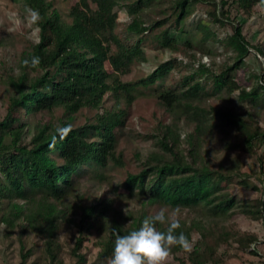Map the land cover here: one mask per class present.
<instances>
[{
	"label": "trees",
	"instance_id": "trees-1",
	"mask_svg": "<svg viewBox=\"0 0 264 264\" xmlns=\"http://www.w3.org/2000/svg\"><path fill=\"white\" fill-rule=\"evenodd\" d=\"M21 1L26 7L38 9L41 19L35 24L39 29L38 42L21 55V73L16 77L10 76L6 82L13 89V94L0 120V224L8 234L16 229L19 231V264H27L32 253L31 247L26 249L30 236L41 240L44 264H66V256L70 258V264H87V254L83 248L85 242L92 238L98 248L95 264H109L113 228L124 234L138 227L141 220L149 215L144 210L123 215L122 210L115 209L113 202L91 205L72 202L73 205L69 206L65 200L73 195L83 166L101 168L107 166L109 161L121 164V159L116 157V144L127 113L119 107L106 109L96 114L94 122L89 125L73 127L72 123L82 109L102 108L108 92L118 101L123 98L129 101L138 85L148 87L162 82L173 70L174 64L171 61L164 62L138 83H123L120 80L119 74L127 73L135 61L146 60L140 46L125 45L115 33L118 19L116 9L120 6V0H80L69 12L70 22L65 21L52 3L46 0ZM198 1L174 2L177 26L188 18ZM262 1L211 0L212 9L207 11L206 17L213 25L225 26L231 22L230 12L226 9L228 6H235L237 12L251 15L253 7ZM145 5L146 0H137L130 5L128 12L134 15ZM232 24L233 33L227 36L224 44L234 54V63L226 65L220 72L199 63L192 73L184 77L183 89L160 95L163 105L173 109L178 100L184 98L187 101L184 103L185 108L191 109L200 91L205 90L200 79L206 76L213 79L216 91L229 86L230 91L241 90L240 100L257 102L260 93L256 89L247 92L241 87L240 80L232 76L234 71L244 65L251 48L242 26ZM196 29L203 33V42H218L216 32L205 23L199 21ZM128 30L143 34L149 28L141 21L134 20ZM183 35L182 28L169 29L159 38L164 46L175 50V45L183 40ZM110 43L115 44V53L111 52ZM258 50L264 54L262 49ZM33 56L39 58L36 65L31 64ZM25 60L29 62L25 63ZM107 63L112 66V72L107 69ZM29 72L37 75L28 78ZM59 109L67 121L59 118L57 123H36L31 126V117L45 112L51 114ZM197 111L200 114L193 115L196 120L195 131L187 138L191 146V150H187L190 160L175 149L176 145L163 142V148L170 156L153 158L154 163H145L146 168L140 173L128 176L124 189L134 199L150 204L171 209L200 207L213 217L231 216L239 212L264 223V180H261L263 186L260 187L243 178L247 175L241 173L240 168L234 172L236 170L233 168L199 166L192 156L193 150L197 151L196 148L200 147L206 115L213 114L220 121L221 128L229 126L238 132L239 143L234 147L238 145V148L258 155L262 164L264 127L251 125L230 109L213 107L209 111ZM65 124L70 125L69 132L63 139L57 136L54 141L57 127ZM25 135L30 139L28 143L24 142ZM227 146L233 147L228 141ZM236 179L244 188L258 191L261 196L238 201L233 194L222 189L224 181L231 183ZM75 197L80 198V195L75 194ZM180 224L181 229L177 231H184L191 242L195 230L200 235V241L187 252L191 264H217L215 243L208 242L206 233L200 232V222L189 226ZM157 227L163 230L165 226ZM235 234L218 232L215 237H218V242L232 237L241 247H249L258 239L250 233ZM179 252L184 250L178 246L172 248L171 253Z\"/></svg>",
	"mask_w": 264,
	"mask_h": 264
},
{
	"label": "rangeland",
	"instance_id": "rangeland-1",
	"mask_svg": "<svg viewBox=\"0 0 264 264\" xmlns=\"http://www.w3.org/2000/svg\"><path fill=\"white\" fill-rule=\"evenodd\" d=\"M46 1L52 3L53 8L65 21L70 22L69 12L80 0ZM136 1L120 0V6L116 9L118 19L115 33L125 45L140 46L146 60L135 61L127 73L119 74L120 80L123 83H138L167 61L173 62V70L162 82L159 81L148 87L138 85L129 101L125 98L118 101L111 92H108L102 108H84L75 115L73 127L93 123L95 115L106 109L119 107L127 113L116 144V157L121 159V164L109 161L107 166L101 168L91 169L83 166L80 170L81 176L75 183V191L73 195L66 198L65 202L69 206L73 205L72 202H79L81 205L113 202L115 209L122 210L123 215L129 212L137 214L141 210L152 215L161 208H164L166 213L174 211L180 223L189 226L200 222V232L206 233L208 242L215 243L217 264H264V223L262 221L253 220L239 212L231 216L213 217L208 216V212L200 207L171 209L159 204L138 201L124 189L128 176L140 173L146 168L145 163H154L153 158L170 156L163 148V142H168L172 146L176 145L175 149L189 158L187 150H191V146L187 138L195 131L196 120L193 115L200 114L197 110L209 111L213 107L230 109L241 115L251 125L264 127V54L258 50L259 48L264 51V0L253 7L251 15L237 12L235 6H228L226 9L230 12L231 22L226 23L225 26L213 25L209 17H206L207 11L212 9L209 3L211 0H199L194 5L193 12L178 26L175 24L176 13L173 8L176 0H146L145 7L131 15L128 12L129 7ZM25 8L21 0H0V120L5 115L8 99L13 94V89L6 82L10 76L16 77L21 73L22 53L39 40V29L27 18ZM134 20L141 21L149 30L143 34L131 33L128 27ZM199 21L216 32L218 42L202 41L203 33L196 29ZM159 23L162 24L157 27ZM232 23L242 26L243 34L251 47L241 70L234 71L235 74L233 73L232 76L240 80L241 87L247 92L256 89L261 95L260 98L255 103L251 99L242 101L239 98L241 90L233 92L229 90V86L216 91L213 79L206 76L200 79L205 90L200 91L191 109L185 108L184 103L187 101L184 98L180 99L181 101L178 100L173 109H168L162 104L160 95L164 92L183 89L184 77L192 73L199 63H204L219 72L226 65L234 63V54L224 44L227 36L233 33ZM180 28L184 35L183 40L175 45L177 48L173 50L164 46L159 35L169 29ZM188 40L189 44H187ZM110 47L111 52L115 53V44L110 43ZM107 69L110 72L113 71L109 63H107ZM36 75L29 72L28 78ZM206 117L207 121L203 123L202 140L199 141L200 147L196 148L197 151L193 150V154L191 153L196 159V165H207L212 169L233 168L236 170L234 172L240 168L241 173L247 175L243 178L262 187L264 163H260L258 155L242 150L238 148V145L234 147L239 143L238 132L229 126L221 128L220 121L214 118L213 114ZM59 118L67 121L61 109L51 114L47 112L39 114L31 117L29 121L32 126L36 123H57ZM29 140L28 135H25L24 142L28 143ZM227 141L233 147L228 148ZM85 169L87 170L84 171ZM221 187L233 194L238 201L261 196L258 191L244 188L238 179L231 183L224 181ZM75 194L80 195V198H76ZM196 231L198 230L192 234L191 250L194 244L200 241V235ZM218 232L232 233L233 236L236 235L235 233H250L256 235L258 239L249 247H241L232 237L218 242V237H215ZM18 234L17 229L8 234L4 226L0 224V264H19ZM212 234H214L213 237ZM30 247L32 253L27 264H44L41 240L30 236L26 249ZM83 251L87 254V264H95L98 248L95 247L94 238L85 242ZM187 252L171 253L166 264H191ZM70 263V258L66 256V264Z\"/></svg>",
	"mask_w": 264,
	"mask_h": 264
},
{
	"label": "clouds",
	"instance_id": "clouds-1",
	"mask_svg": "<svg viewBox=\"0 0 264 264\" xmlns=\"http://www.w3.org/2000/svg\"><path fill=\"white\" fill-rule=\"evenodd\" d=\"M27 18L36 24L41 19L38 9L26 7ZM28 63V60L24 61ZM39 63L38 57H31V64ZM70 130V125L58 126L56 129L57 138L63 139ZM158 225L165 226L163 230ZM180 220L173 211L166 213L164 208L154 214L144 217L139 226L120 234L117 228H113V244L109 264H166L172 248L179 247L184 251L191 250L189 237L180 230Z\"/></svg>",
	"mask_w": 264,
	"mask_h": 264
}]
</instances>
